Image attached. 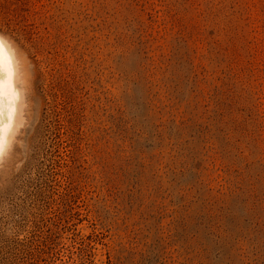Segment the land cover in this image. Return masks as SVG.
<instances>
[{
	"label": "rangeland",
	"instance_id": "1",
	"mask_svg": "<svg viewBox=\"0 0 264 264\" xmlns=\"http://www.w3.org/2000/svg\"><path fill=\"white\" fill-rule=\"evenodd\" d=\"M0 35V264H264V0H0Z\"/></svg>",
	"mask_w": 264,
	"mask_h": 264
},
{
	"label": "bare ground",
	"instance_id": "2",
	"mask_svg": "<svg viewBox=\"0 0 264 264\" xmlns=\"http://www.w3.org/2000/svg\"><path fill=\"white\" fill-rule=\"evenodd\" d=\"M0 57L3 60V73L0 79L3 80V97L0 100V120H2L3 137L2 151H0V160L5 153L6 148L11 143V137L17 127L19 115V101L21 90L17 85L18 77L16 74L17 56L8 41L0 35Z\"/></svg>",
	"mask_w": 264,
	"mask_h": 264
},
{
	"label": "snow or ice",
	"instance_id": "3",
	"mask_svg": "<svg viewBox=\"0 0 264 264\" xmlns=\"http://www.w3.org/2000/svg\"><path fill=\"white\" fill-rule=\"evenodd\" d=\"M3 73V60L2 57H0V74ZM3 97V80L0 79V100H2ZM0 116H2V112H0ZM2 137H3V127H2V120H0V151H2Z\"/></svg>",
	"mask_w": 264,
	"mask_h": 264
}]
</instances>
